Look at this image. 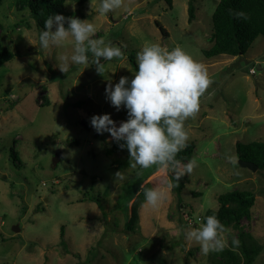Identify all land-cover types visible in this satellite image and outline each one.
<instances>
[{"label": "rangeland", "instance_id": "1", "mask_svg": "<svg viewBox=\"0 0 264 264\" xmlns=\"http://www.w3.org/2000/svg\"><path fill=\"white\" fill-rule=\"evenodd\" d=\"M99 2H69L66 13L93 23V38L121 49L123 58L101 60L102 74L91 53L87 67L61 71L58 58L71 55V38L45 50L39 46L42 29L28 10L18 11L14 0L0 6V39L16 54L0 67V264H211V252L189 245L185 233L219 208V196L237 190L251 192L256 203L239 228L226 229L228 246L247 231L263 246L254 264H264V170L241 166L237 154L238 144L264 143V37L245 55L208 59L203 50L213 46V15L221 0H196L192 22L190 0H173L172 7L167 0H124L122 9L103 16L96 11ZM146 43L181 47L212 82L199 111L185 122L197 167L181 177L180 197L172 188L159 211H148L151 227L144 233L126 231L125 223L141 185L160 176L157 166L133 169L129 154L107 155L115 141L98 134L90 118L109 113L117 126L127 119L126 109L117 111L105 99V87L134 77L131 56L136 62ZM117 171L124 181L115 182ZM89 196L104 208L86 201Z\"/></svg>", "mask_w": 264, "mask_h": 264}, {"label": "clouds", "instance_id": "2", "mask_svg": "<svg viewBox=\"0 0 264 264\" xmlns=\"http://www.w3.org/2000/svg\"><path fill=\"white\" fill-rule=\"evenodd\" d=\"M123 7L124 0H100L96 11L103 16ZM232 14L236 18L247 19L243 11ZM97 30L88 20L54 13L44 21V28L39 33V46L50 50L71 38L72 53L58 58L60 70L67 72L74 65L87 67L90 62L88 54L91 53L92 64L102 74L101 60L123 58V53L103 38H93ZM136 63L137 70L131 80L121 76L117 83L109 81L105 87V99L117 111L121 107L126 109L128 118L117 126L111 114H98L90 118V124L98 134L109 133L119 147L128 150L131 168L142 170L153 165L158 171L170 168L178 184L181 177L191 174L197 167L194 159L183 164L177 159V154L186 148L189 140L185 122L199 111L200 98L212 81L204 65L179 46L168 50L158 43H146L137 52ZM226 159L232 164L237 163L231 155ZM124 179L121 171L115 173V182ZM176 184L169 182L166 189L141 185L144 206L158 210ZM185 239L189 245L193 242L198 244L204 255L222 252L228 247L225 226L216 215H207L199 227H190ZM239 243L238 239L232 238V246Z\"/></svg>", "mask_w": 264, "mask_h": 264}, {"label": "trees", "instance_id": "3", "mask_svg": "<svg viewBox=\"0 0 264 264\" xmlns=\"http://www.w3.org/2000/svg\"><path fill=\"white\" fill-rule=\"evenodd\" d=\"M5 0H0V6ZM90 0H14L18 11L28 10L32 17L37 21L40 29L44 28V21L51 14H62L66 18L72 17L66 13V7L69 2L84 6ZM196 0H190L188 14L189 22L196 17ZM172 7L173 0H167ZM243 11L247 19L236 18L232 13ZM86 18V16H82ZM67 21L65 27H67ZM165 32V30H162ZM264 37V0H221L213 15V46L210 49L203 50L206 58L211 59L221 55L239 57L245 55L259 37ZM16 54L4 46L0 39V67L14 60ZM131 62L137 68L135 59L131 56ZM127 111V110H126ZM128 118V117H127ZM120 143H123L122 141ZM195 151V144L187 142L186 148L177 154V159L182 163L191 160ZM128 153L126 148L119 147L117 142L106 149L107 155L116 153ZM237 154L242 161H249L258 166L259 170H264V143L254 142L248 145L237 146ZM15 158L17 160V155ZM172 183L176 184L175 176H171ZM145 187L150 188V184ZM184 189V184L180 178L179 183L173 188L178 197ZM143 190V189H142ZM142 196V197H141ZM143 199V200H142ZM144 193L135 199L129 220L125 224L126 231L135 232L140 222V208L144 204ZM86 201L96 202L100 208H104L98 198L87 197ZM219 208L217 210H208L202 217L207 215H216L225 229L233 226L239 228L244 218L251 217V210L255 206L256 197L248 191H233L218 197ZM239 240L238 246H232L231 242L222 252H211V264H254L262 252L263 246L249 232L241 231L236 237Z\"/></svg>", "mask_w": 264, "mask_h": 264}, {"label": "crops", "instance_id": "4", "mask_svg": "<svg viewBox=\"0 0 264 264\" xmlns=\"http://www.w3.org/2000/svg\"><path fill=\"white\" fill-rule=\"evenodd\" d=\"M253 70V69H252ZM170 169V168H169ZM171 170V169H170ZM166 171H168L167 169H165V170H163V171H158V170H156L155 172H157V174H160V176L158 177V179L157 180H153V178L151 179V180H149L150 182V184L151 185H153V186H155L156 188H160V189H166L167 188V181H169L168 179H167V174H165V172ZM172 171V170H171ZM154 172V173H155ZM172 174H174V172H171ZM153 175V174H152ZM166 179H167V181H166ZM148 180V179H147ZM145 181L144 182V184L146 183V182H148V181ZM171 193H172V189H171V191H170ZM169 193V192H168ZM168 202H171V200H170V197H169V199H168ZM164 204L162 203V205H161V207L158 209V210H155V211H159L161 208H162V206H163ZM150 210H152V209H150V208H148V207H145L144 206V204L141 206V208H140V223H139V227H138V229H136V231H138V230H140V231H142V232H146V231H148V230H150V227H151V222H150V219H149V212L148 211H150ZM157 219H158V217H157ZM126 224V223H125ZM169 226H171V225H169ZM154 228H155V226H154ZM135 231V232H136ZM157 230L156 229H154V232H156Z\"/></svg>", "mask_w": 264, "mask_h": 264}, {"label": "water", "instance_id": "5", "mask_svg": "<svg viewBox=\"0 0 264 264\" xmlns=\"http://www.w3.org/2000/svg\"><path fill=\"white\" fill-rule=\"evenodd\" d=\"M99 103L102 104V105L105 103V99H104L103 94L99 97ZM239 163L243 167L250 168V169H252L254 171L258 170V166L256 164L252 163V162L240 160ZM173 176H174V174H173ZM16 230L19 231V229H16Z\"/></svg>", "mask_w": 264, "mask_h": 264}, {"label": "built area", "instance_id": "6", "mask_svg": "<svg viewBox=\"0 0 264 264\" xmlns=\"http://www.w3.org/2000/svg\"><path fill=\"white\" fill-rule=\"evenodd\" d=\"M252 73H255V70H252ZM186 218H188V221H189L191 224H193V221H192V219H191L189 216H187ZM199 221L202 222V218H199Z\"/></svg>", "mask_w": 264, "mask_h": 264}]
</instances>
